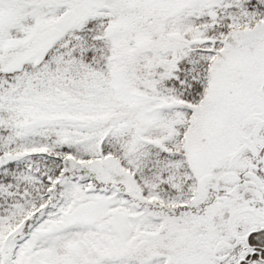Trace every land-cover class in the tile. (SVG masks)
<instances>
[{
  "label": "snow or ice",
  "instance_id": "snow-or-ice-1",
  "mask_svg": "<svg viewBox=\"0 0 264 264\" xmlns=\"http://www.w3.org/2000/svg\"><path fill=\"white\" fill-rule=\"evenodd\" d=\"M0 264H264V0H0Z\"/></svg>",
  "mask_w": 264,
  "mask_h": 264
}]
</instances>
